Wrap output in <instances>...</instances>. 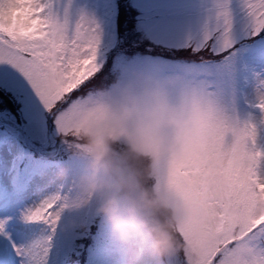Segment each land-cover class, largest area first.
Segmentation results:
<instances>
[{"label":"snow or ice","instance_id":"snow-or-ice-1","mask_svg":"<svg viewBox=\"0 0 264 264\" xmlns=\"http://www.w3.org/2000/svg\"><path fill=\"white\" fill-rule=\"evenodd\" d=\"M234 7L245 21L238 40L232 32ZM216 17L215 31L194 49L203 68L190 77L191 87L208 98L211 123L198 150L186 159L162 161L151 183L165 187L183 173H197L203 180L197 198L242 211L252 239L264 248V150L257 147V127L229 114L218 100L225 86L239 81L264 93V0H222ZM100 40L93 19L81 13L70 21L67 6L61 12L57 0H0V123L13 131L22 130L25 121L46 129L45 142H29L28 152L64 159L60 129L71 123L86 97L108 86L98 61ZM256 99L255 107L264 113V98ZM6 147L15 155L11 139ZM10 159L6 155L0 164V264H47L64 213L62 201L70 193L57 186L54 170L17 192L8 172ZM42 225L49 234L21 246ZM182 242L174 264H229L228 253L212 255L204 233L188 228Z\"/></svg>","mask_w":264,"mask_h":264},{"label":"clouds","instance_id":"clouds-1","mask_svg":"<svg viewBox=\"0 0 264 264\" xmlns=\"http://www.w3.org/2000/svg\"><path fill=\"white\" fill-rule=\"evenodd\" d=\"M210 123L207 96L179 77L134 72L91 93L58 133L76 163L54 176L70 193L64 212L93 205L121 243L142 249L140 264H174L188 228L206 235L213 256L228 253L229 264H264V248L252 239L242 211L197 198L203 186L197 173H183L165 187L151 183L162 161L198 150Z\"/></svg>","mask_w":264,"mask_h":264},{"label":"rangeland","instance_id":"rangeland-1","mask_svg":"<svg viewBox=\"0 0 264 264\" xmlns=\"http://www.w3.org/2000/svg\"><path fill=\"white\" fill-rule=\"evenodd\" d=\"M129 2L140 11L136 24L144 40L166 47L190 46L192 49H198L204 36L214 32L219 23L216 17L217 4L222 0H129ZM65 6L68 8L70 21L83 13L99 26L101 40L98 47V61L101 65L104 55L113 47L116 40L117 12L114 0H57V7L61 12ZM232 14L233 38L238 40L245 21L238 8L234 7ZM168 58L171 57L152 58L136 55L129 59L123 54H117L114 58L116 82H124L132 73L139 72L158 80L179 77L186 87H191L192 73L202 69L203 65L186 63L180 59L171 61ZM239 85L240 83L237 82L234 86H225L218 94L219 103L229 114L234 112L241 120H248L256 125L257 147L264 150V124L260 123L264 119V113L254 106L248 110L240 103ZM249 92L253 101L257 102L256 88L253 86ZM21 129L13 131L6 124L0 123V164L5 162L6 155L11 156L7 167L11 174L12 185L17 180L18 166L19 173L26 183L35 175L41 178L44 171L56 172L61 167L76 166V163L68 158L50 161L43 159L38 152H28L25 145L29 142H45L46 129L42 132L30 126L27 121ZM10 139L16 146L15 155H11L10 148L6 147ZM23 160L26 161L25 172L20 169ZM95 224L97 230L93 236V249L92 247L91 249L96 260L91 257V249L88 250L91 227ZM48 234L49 230L42 225L23 240L21 246L26 248ZM86 251L87 264H140L143 257L142 249L134 242L121 243L110 227L94 215V206L91 204L63 213L52 238L47 264H64L72 254L82 255ZM99 251L102 253H98Z\"/></svg>","mask_w":264,"mask_h":264},{"label":"bare ground","instance_id":"bare-ground-1","mask_svg":"<svg viewBox=\"0 0 264 264\" xmlns=\"http://www.w3.org/2000/svg\"><path fill=\"white\" fill-rule=\"evenodd\" d=\"M249 85L250 86H254L255 88H256V86L254 85V84H252L251 82H249ZM247 92H248V94L250 95L251 93L249 92V88L247 87ZM253 92V91H252ZM256 92H257V90H256ZM256 95H257V93H256ZM251 98H253L252 96H251ZM251 100V99H250ZM33 180H35V178L34 179H32L31 181H30V183L29 184H31L32 182H33ZM28 184V185H29ZM28 187V186H27ZM27 187L25 188V189H23L21 192H24V191H26L27 190ZM26 206H28V205H26ZM113 259V258H112Z\"/></svg>","mask_w":264,"mask_h":264}]
</instances>
